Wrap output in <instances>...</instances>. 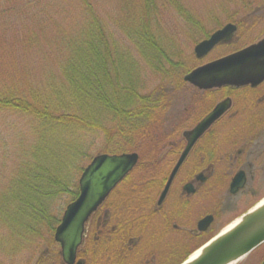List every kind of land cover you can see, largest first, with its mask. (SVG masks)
<instances>
[{
  "label": "rangeland",
  "instance_id": "rangeland-1",
  "mask_svg": "<svg viewBox=\"0 0 264 264\" xmlns=\"http://www.w3.org/2000/svg\"><path fill=\"white\" fill-rule=\"evenodd\" d=\"M93 1L96 5V11L102 19L105 31L110 38L111 49H113L117 60L112 70L118 69L121 79L125 78L126 81H130L140 92L157 93L160 87L166 89L168 99L174 101L177 112L185 107L184 115L187 114V107H190V101L184 97L187 95L190 98L194 94L191 91V86L183 81L184 74L187 72L161 71L160 68H157V66H161V63H166L161 49L167 53L171 61H180L190 71L214 60V56L219 54L218 52L226 53L249 45L258 41L264 35V21L260 22L261 12L250 14L256 12L254 9H264V0H179L183 3L182 7L177 5L178 3L176 4L178 0H155V4L151 5L150 9L145 6V0ZM49 3L50 1H42L43 11L37 16L41 19V26L48 25L41 28V35L46 36L47 39L45 43L40 45L41 53L25 54L22 50L21 35L18 42L10 38V43L0 44V83L11 78L32 87L49 88L52 85L54 92L60 89L69 91V93H62L61 96L53 94L58 101L70 100L71 97L74 99V93L76 92L73 89L75 85H72L70 78H68V84L67 82L63 84L65 77L63 73L70 59L65 57L66 55H62V49L59 45H62L65 40L62 38L61 43L59 37L63 34L62 30L68 29V25L73 28L71 27L72 18L68 19L64 16L67 13L66 6L60 8L55 1H52L53 6L50 7ZM21 12L12 17L14 22L20 24L23 21H33L31 20L34 17L33 15L27 18L25 16L20 17ZM186 13L191 15L188 16ZM51 15L60 22L58 26H55L56 21L51 19ZM78 22L79 17L77 16L74 27ZM229 22L240 25V34L237 35L234 42L229 47L212 50L204 57H197L195 55L197 43ZM250 24L254 25L252 26L253 30H245L248 29ZM1 35L2 33H0ZM12 47L19 50L16 51ZM158 47L161 49H158ZM22 71L23 73H21ZM26 79L27 81H25ZM122 94L127 96L128 91L122 92ZM84 102L83 109L77 107L80 104L78 101L75 102L74 109L76 108L80 113H87L86 110L93 113L90 118L93 116L98 119L100 116V119L104 120L102 121L104 129L109 128L116 138L115 134L119 132V127H117L119 123L107 121L109 113L105 111V106L103 108L92 101L87 103V100ZM170 111L173 115L178 114L175 113L174 109L170 108ZM168 114L165 115L163 121V136L176 128L173 127L174 122L172 119L170 123H167ZM36 126L37 120L26 118L22 114L0 112V190L14 189H9L0 203V264L53 263L52 260L49 263L39 262L42 249L50 246L52 250L51 243L55 231L52 232L50 226L45 224L51 220L47 218H45L46 220L40 219L36 225L26 229L29 226L23 224L27 218L21 215L22 209L21 212L17 213H10L9 211V209L14 208L10 206L16 202L14 197L16 192L22 193L23 191L18 183L14 185L12 183L22 173L20 172L21 165L24 168L25 163L26 165L29 163L31 156L26 154L25 146L27 142L33 140L29 132L33 127L36 129ZM178 129L183 131V126ZM24 131L28 132L26 136H22ZM90 133L83 138L80 134L60 132L58 137L65 142L62 144V148H66L64 154L66 156L59 160H54L45 153V156H38L37 163L39 166L36 167L38 168L36 175L42 177L49 171L53 176L64 177L68 183L76 181L78 184L82 173L79 168L81 166L85 168L92 157L104 152V150H109L108 153H122L143 148L145 151V147L141 145L142 139H139L138 135L134 145H124L117 143L118 138H114V141L108 143V135L103 130L96 137ZM73 142H79L82 149L80 151H78L79 147L73 149ZM69 150H71L70 153ZM33 158L35 161V156ZM41 186L42 188L50 186L47 177L41 183ZM263 195L264 192L261 196ZM71 199L72 197L68 194L55 197L54 202L51 204L52 210H50L55 217L51 221L53 226L56 225L57 217L62 218ZM6 212L10 213V218L4 219L3 215ZM237 214H241V211L234 213L232 215L233 219L230 218L221 225L219 223V232L237 219V217L235 218ZM199 246L189 245L181 254L172 255L170 264H180ZM53 248L54 251L58 250L57 246H53ZM263 260L264 244L236 264H262Z\"/></svg>",
  "mask_w": 264,
  "mask_h": 264
},
{
  "label": "flooded vegetation",
  "instance_id": "flooded-vegetation-1",
  "mask_svg": "<svg viewBox=\"0 0 264 264\" xmlns=\"http://www.w3.org/2000/svg\"><path fill=\"white\" fill-rule=\"evenodd\" d=\"M254 11L250 14L261 12L260 22L264 21V9ZM236 25L235 34L218 43L214 51L234 42L240 34ZM252 26L245 30H253ZM249 45L218 52L214 60ZM183 81L194 93L184 97L190 101L187 114L185 107L177 112L169 98V107L178 114H171L169 108L167 116V123L173 120V127L183 126V131L175 128L173 134L150 138L149 151L139 154L133 174L87 222L76 262L170 264L172 255L181 254L189 245L206 243L219 232V223L233 219L234 213L243 214L264 198V80L214 89H199L184 77ZM219 105L226 110L194 143L164 195L188 144L184 132Z\"/></svg>",
  "mask_w": 264,
  "mask_h": 264
},
{
  "label": "trees",
  "instance_id": "trees-1",
  "mask_svg": "<svg viewBox=\"0 0 264 264\" xmlns=\"http://www.w3.org/2000/svg\"><path fill=\"white\" fill-rule=\"evenodd\" d=\"M42 1H50V7L53 6L52 1H55L60 8L66 6L67 13L64 16L68 19L72 18L71 27L73 28L68 25V29L62 30L63 34L59 38L61 43L63 39L65 42L59 47L64 50H61L62 55H66L65 57L70 59L63 73L65 76L63 84L66 82L68 84V78H70L72 85H75L73 91L76 93L73 92L74 99L71 97L70 100L58 101L53 94L61 96L62 93H69V91L60 89L54 92L52 85L49 88L32 87L11 78L0 83V112L19 113L26 116V118L37 120L36 129L33 127L29 132L33 140L27 142L25 146L26 154L31 156L29 163L27 165L25 163L24 168L21 165L20 172L22 173L12 183V185L18 183L23 191L22 193L16 192L14 196L16 202L10 206L14 208L9 209L10 213L21 212L22 209L21 215L27 218L23 224L29 226L26 229L36 225L40 219L47 218L52 221L55 218L50 211L55 197L68 194L72 197L71 201H73L80 193L79 182L78 184L76 181L68 183L64 177L53 176L49 171L42 177L36 175L38 171L36 167L39 166L37 163L38 156L47 154L54 160L66 156L64 155L66 148H62V144L65 142L58 137L60 132L80 134L84 138V136L89 135V132L96 137L103 130L108 135V143L118 138L117 143L124 145H134L138 135L139 139H142L141 145L145 147V151L143 148H138L137 152L139 151L138 153L142 154L149 151L151 137L163 136V121L165 115L169 112L166 89L160 87L157 93L140 92L130 81H126L127 79L124 77L125 80L121 79L118 69L112 70L117 60L113 49H111L110 38L105 31L102 19L96 11L93 0H0V26H2L0 27V33H2L0 44L10 43V38L18 42L21 35L22 50L25 54L41 53L40 45L47 41L46 36L41 35V28L48 26H41V19L37 18L38 14L43 11ZM154 4L155 0H145V6L149 9ZM176 4L180 7L183 6V3L179 0ZM18 12H21L20 17L25 16L27 18L33 15L34 17L31 19L33 21H23L20 24L14 22L12 17L17 15ZM186 15L190 16L191 14L186 13ZM77 16L79 22L74 27ZM51 19L56 21L55 26L60 24L53 15H51ZM13 47L12 49L19 50ZM161 50L162 52H159L165 57L166 63H161V66H157V68H160L161 71L189 72V69L185 68L180 61H171L167 53L163 49ZM127 91V96L121 95L122 92ZM86 100L87 103L92 101L101 107L105 106L103 108L109 113L107 121L119 123L117 126L119 132L115 134L116 138L109 128L104 129L102 124L104 120H101L100 116L98 119L93 116L90 118L93 113L87 110V113H80L76 108L74 109L77 101L80 102L77 107L83 109ZM178 131L180 130L177 128L176 132ZM173 132L174 130L171 131L172 134ZM26 134L28 132L24 131L22 136H26ZM73 143V149L77 147H79L78 151L82 149L79 142ZM71 150H69V153ZM108 151L104 150L102 153H108ZM83 170L84 167L81 166L79 171L83 172ZM132 174L133 172L129 176ZM46 177L50 186L42 188L41 183ZM9 189L0 190V203ZM10 213L6 212L3 215L4 219L10 218ZM51 221H47L45 224L50 226L52 232H54L61 222V218L57 217L55 226ZM51 245L52 250L50 246L42 249L39 262L49 263L53 261L50 264H65L54 234ZM53 246H57L58 250L54 251Z\"/></svg>",
  "mask_w": 264,
  "mask_h": 264
},
{
  "label": "water",
  "instance_id": "water-1",
  "mask_svg": "<svg viewBox=\"0 0 264 264\" xmlns=\"http://www.w3.org/2000/svg\"><path fill=\"white\" fill-rule=\"evenodd\" d=\"M236 29L235 24L228 23L209 38L200 41L195 46L197 57H204L219 42L231 38ZM184 79L199 89H213L226 84L255 85L262 82L264 38L193 69ZM225 110L224 105H219L194 128L184 132L188 144L172 173L164 195L194 143ZM138 159L136 152L102 153L96 155L85 167L79 179L80 193L66 207L61 223L55 231V239L61 245L66 264L83 263L81 260L76 262V258L78 248L84 240L86 223L115 187L134 169ZM234 222L231 227L226 226V229L197 249L200 251L195 257L190 255L181 264H236L264 244V198Z\"/></svg>",
  "mask_w": 264,
  "mask_h": 264
},
{
  "label": "bare ground",
  "instance_id": "bare-ground-1",
  "mask_svg": "<svg viewBox=\"0 0 264 264\" xmlns=\"http://www.w3.org/2000/svg\"><path fill=\"white\" fill-rule=\"evenodd\" d=\"M234 223H235V222H233L232 224L228 225L226 228L231 227ZM226 228H225V229H226ZM199 251H200V250H197V251H195L194 253H192L191 257H195V256L199 253Z\"/></svg>",
  "mask_w": 264,
  "mask_h": 264
}]
</instances>
